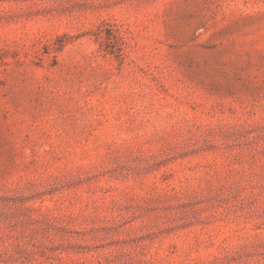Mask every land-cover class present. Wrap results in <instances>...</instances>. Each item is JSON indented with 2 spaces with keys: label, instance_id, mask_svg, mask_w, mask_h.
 <instances>
[{
  "label": "rangeland",
  "instance_id": "rangeland-1",
  "mask_svg": "<svg viewBox=\"0 0 264 264\" xmlns=\"http://www.w3.org/2000/svg\"><path fill=\"white\" fill-rule=\"evenodd\" d=\"M0 264H264V0H0Z\"/></svg>",
  "mask_w": 264,
  "mask_h": 264
}]
</instances>
